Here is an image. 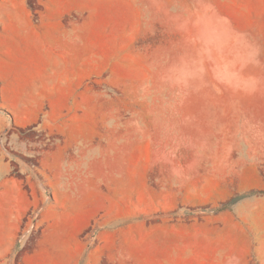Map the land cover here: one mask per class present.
Listing matches in <instances>:
<instances>
[{
    "label": "rangeland",
    "instance_id": "374dc122",
    "mask_svg": "<svg viewBox=\"0 0 264 264\" xmlns=\"http://www.w3.org/2000/svg\"><path fill=\"white\" fill-rule=\"evenodd\" d=\"M0 264H264V0H0Z\"/></svg>",
    "mask_w": 264,
    "mask_h": 264
},
{
    "label": "trees",
    "instance_id": "16d2710c",
    "mask_svg": "<svg viewBox=\"0 0 264 264\" xmlns=\"http://www.w3.org/2000/svg\"><path fill=\"white\" fill-rule=\"evenodd\" d=\"M256 192H258V191H256V190H251V191H248L247 193H244V194H242V195H238V196L232 198L228 203L222 205V207H220L219 210H225V209H227V208H230L231 205L235 204L236 202H238V201L241 200L242 198H244V197H246V196H249V195H251V194H253V193H256Z\"/></svg>",
    "mask_w": 264,
    "mask_h": 264
}]
</instances>
